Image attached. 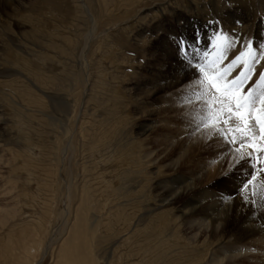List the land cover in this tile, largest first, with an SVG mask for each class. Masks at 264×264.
Instances as JSON below:
<instances>
[{
  "label": "rangeland",
  "instance_id": "374dc122",
  "mask_svg": "<svg viewBox=\"0 0 264 264\" xmlns=\"http://www.w3.org/2000/svg\"><path fill=\"white\" fill-rule=\"evenodd\" d=\"M209 19L264 43V0H0V71L22 73L0 78V264H264V214L248 205L253 236L231 215L189 233L176 209L151 206L155 182L202 164L210 173L193 183L206 202L227 204L252 171H230L221 140L193 137L181 103L189 83L206 78L178 57L176 38L199 30L211 75L219 53ZM144 123L151 131L141 134ZM258 155L264 163L257 152L253 163ZM171 157L182 163L169 171ZM153 216L167 226L160 236L149 230Z\"/></svg>",
  "mask_w": 264,
  "mask_h": 264
},
{
  "label": "snow or ice",
  "instance_id": "6c2138e0",
  "mask_svg": "<svg viewBox=\"0 0 264 264\" xmlns=\"http://www.w3.org/2000/svg\"><path fill=\"white\" fill-rule=\"evenodd\" d=\"M206 24L214 26L208 43L219 53L211 75L206 67L209 53L200 47L203 40L199 30L194 29L190 39L180 35L175 41L182 62L206 78L190 82L181 103L188 108L185 116L193 137L206 142L213 138L221 140L227 147L225 159L231 158L230 171L245 163L252 169L238 194L254 212L264 214V163L259 155L253 163V152L264 153V147L249 143L258 138L264 143V43L254 47V38L236 34L235 29L225 30L223 21L218 19H209ZM236 24L240 25L241 21L237 20ZM241 45L244 50L227 61V53ZM258 164L261 165L259 184L256 183ZM231 198L223 197L225 201Z\"/></svg>",
  "mask_w": 264,
  "mask_h": 264
},
{
  "label": "bare ground",
  "instance_id": "6f19581e",
  "mask_svg": "<svg viewBox=\"0 0 264 264\" xmlns=\"http://www.w3.org/2000/svg\"><path fill=\"white\" fill-rule=\"evenodd\" d=\"M173 5H175V3H173ZM86 9H87V7H86ZM89 41H90V37L86 38V42H85V45H84V47H85L84 51H87V49H88L87 45H88ZM178 72H180V71H178ZM17 75L18 76L22 75V73H20L19 71H16L14 68L13 69H7L6 68L5 70L0 71V78L5 79V80H9V79H11V78H13V77H15ZM193 77L195 79L198 76H193ZM27 82H29L31 85H33V82L30 81L29 79H27ZM177 83H178V81H177ZM34 87L36 88V90L38 92H41V90L38 87H36V85ZM46 97L50 99L49 102L53 101L50 96H46ZM8 100L12 104H14L12 98H8ZM55 103L56 104L53 103V105L60 106L62 104V100H56ZM49 106L52 108V105H49ZM0 113H1V111H0ZM0 123L3 124V120H1V118H0ZM151 127H152L151 125H149L147 123H144V124L140 125L139 130L141 131V134H145V133L151 131ZM213 140H214V138H213ZM215 141H216V139H215ZM171 144H172V142H171ZM171 144H169V145H167V147H165L164 152H167L168 150H170V147L174 146L173 144L171 146ZM191 145L192 144H190L189 146H191ZM161 149H158V150L155 151L156 153L157 152L160 153L158 156L164 155V153H163V151ZM61 153H62L61 156L64 157L65 149L62 150ZM189 153L191 154V152H189ZM149 156H151V154H146L145 155L146 158H149ZM2 159L3 158L0 156V161ZM163 159H164V156H163ZM179 161H181V157H178L176 159L171 157L165 162V165H163V168H166L169 171L170 170H176L177 167H178L177 165H178ZM181 163H182V161H181ZM206 165L202 164V165L199 166V168L192 169V174H190V171H188L189 173H186L184 176L183 175H173L169 179L166 177L167 178L166 180H163V181H160V182H155V189H156L157 193L155 194V203L151 204V206H153V208L156 209L157 211L161 210V212L162 211L168 212V210L171 211V209H176L177 210L176 212L178 214L179 213L181 214L180 219L184 220L183 225H184V227H186V229H188L189 233L198 232V231H200V229H202V227H207V228L210 227L212 230H215V229H217V227L220 224H222V221H223V225L227 221V220L225 221L223 219L224 216L231 215L233 222L237 223V225H239L240 229H244L245 228L244 230L245 231L247 230L246 233L249 236H253L254 233L251 232L249 227L247 228L245 226L246 223H249V222L251 223V220H252L251 210L248 211L249 208H246L245 203L240 198L237 190H234L229 195H227V196H231L232 197L231 201H228L227 204H226V202L221 201V200H219L217 203H212V202H206L207 193L204 190V188L200 189L195 183H193V181H197V183H198V180L200 179L201 175L202 176L205 175V174L209 175V173H210L209 171L210 170H209V168ZM189 166H187V167H189ZM184 168H186V166ZM198 184H200V183H198ZM0 200H1V198H0ZM1 214H8V213H7L6 208L0 205V215ZM246 214H248V215L246 216ZM2 216H4V215H2ZM153 217H155V216H153ZM236 218L239 219V220L241 219V222H237L235 220ZM170 220L172 222V221H174V218L172 217ZM168 222H170V221H168ZM156 226H158L159 229L161 230L159 236L163 232H165L167 230L166 229L167 226L165 225L164 221L158 219L157 217H155L154 219H152L149 222V230H151V233H155L156 232V230H155ZM199 233H202V232H199ZM196 234L198 236V233H195V235ZM242 234H244V233H242ZM255 234H256V231H255ZM56 235H57V230L54 232L53 237L48 242V244L43 248L44 250L42 252L41 258L38 261V263H40V261H42L43 258L45 257L47 251L49 250L48 247L50 246V244L52 243L51 241L54 240ZM191 236H192V234H191ZM261 241L259 239H257V241H254V243L257 242L258 244H261L263 242V241L262 242ZM218 253H217V255H218ZM217 255L215 257H217ZM170 261H172L173 264H179V262H180L178 257H174L173 260H170ZM170 261H168V263ZM214 261H215L214 264H218V263H222L223 259L215 258ZM36 263H33V264H36ZM165 263L167 264V262H165ZM229 263H231V262L229 261Z\"/></svg>",
  "mask_w": 264,
  "mask_h": 264
}]
</instances>
